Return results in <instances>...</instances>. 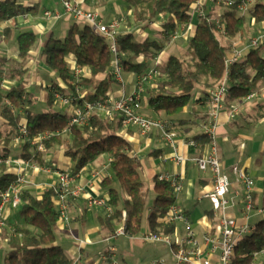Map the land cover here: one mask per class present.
I'll return each instance as SVG.
<instances>
[{
  "label": "trees",
  "instance_id": "1",
  "mask_svg": "<svg viewBox=\"0 0 264 264\" xmlns=\"http://www.w3.org/2000/svg\"><path fill=\"white\" fill-rule=\"evenodd\" d=\"M126 1L131 11L129 23L146 28L162 16L156 38L138 39L133 33L117 35L120 65L123 70L135 75L143 74L148 67L145 61H140V56L152 60L159 50L170 43L180 25H193L185 51L188 61L175 54L168 55L157 66L158 73L143 85L142 99L146 97L151 112L162 116L161 119L167 121L173 131L175 125L180 127L184 123L197 125L206 122L207 111L205 113L204 108L208 91L216 85L225 82L228 92H232L231 99H234L252 94L264 83V42L248 47L237 62L229 66L225 64L228 53L234 47L230 41L238 35L242 36L248 25L247 17L235 5L222 3L217 15L206 5V14L199 16L193 13L198 0ZM33 9L15 4L12 0L1 1L0 23ZM248 14L255 24L263 23L264 0H257ZM213 17L221 20L223 32L216 27ZM221 38L229 41L222 43ZM16 40L18 61H12L7 70L1 66V62L6 60L0 59V158L9 157V143L17 134L20 123L25 124L28 135L27 140L20 142L21 152L17 156L20 159L50 164L45 154L59 148L75 163L72 170L75 173L106 155L110 158L111 178L105 177L101 184L107 187L106 199L111 211L107 213L102 209L103 214L98 218L101 228L110 236H114L121 225L125 228V235L130 237L139 235L144 226L148 232L173 234L175 224L166 220V213L175 205L176 193L169 182L154 176L152 189L155 195L147 205V189L138 170L137 159L129 153L130 146L121 134V117L115 115L112 119H105L93 114L85 125H68L67 112L51 109L55 104L53 91L66 93L69 90L73 93L75 84L82 90L83 96L73 104L104 100L110 94L114 83V56L109 50V42L86 23H73L63 39L50 36L39 57L53 72L55 79L51 81L45 98L49 110L39 111L35 109L36 95L26 89L24 80L27 73L24 62L30 56L36 37L32 31H22ZM67 58L86 71L77 80ZM100 73H106V76L98 79ZM2 79L14 82L3 87ZM197 92L200 94L195 98ZM198 102H201L199 106ZM185 115L191 118L183 119ZM43 132L51 133L44 140L45 153L35 149L29 140ZM192 139L197 142L199 153L210 141L204 131L196 133ZM15 179L16 174L8 169V165L0 163V197ZM56 196V190L51 186H46L40 193L32 185L23 190L17 207L19 221L9 223L10 226L0 232V242H5V248L0 249V264H76L56 240L60 224ZM72 198L69 197L67 202ZM262 249L264 218H259L254 222L253 231L244 234L237 242L231 264H259L255 253Z\"/></svg>",
  "mask_w": 264,
  "mask_h": 264
},
{
  "label": "crops",
  "instance_id": "2",
  "mask_svg": "<svg viewBox=\"0 0 264 264\" xmlns=\"http://www.w3.org/2000/svg\"><path fill=\"white\" fill-rule=\"evenodd\" d=\"M1 1L4 0H0V2ZM12 1L15 4L29 6L34 9L27 14L0 23V59L6 60L1 62V66L8 70L13 64L11 63L12 61H18L17 35L22 31H32L35 34L36 41L30 51V56L24 62V67L27 68L24 80L26 81V89L34 92L37 100H40L42 104L46 105L45 98L49 91L51 81L55 79V76L53 72L44 65L42 59H40V51L50 36L63 39L73 23L83 24V21L77 20L71 14L65 12L59 0ZM72 1L83 9L97 10L106 23L113 19H118L120 21L118 28L119 34L133 33L138 39H144L146 37L156 38L158 36L157 30L160 29V19L146 28H143L142 25L129 23L131 11L127 6L126 0H124L123 5L121 4L123 0ZM46 10L57 12L58 17L46 16L44 14ZM217 12L219 11H215L216 15L218 14ZM255 25L260 32L264 33V22ZM182 27L183 25H180V28ZM184 27V35L169 43L164 48V51L169 45L176 43V41L180 46L187 43L186 41H188V38L192 34L193 25L191 23L189 26ZM222 39H225V41L227 40L226 38H221V40ZM241 39L242 36L238 35L230 42L236 47L240 44ZM228 41L229 40H227L226 43ZM162 56H164V52ZM162 56L161 62L164 59ZM67 61L72 65V59L67 58ZM140 61H145L148 66L147 69L149 68V61H151L149 57L143 56L140 58ZM39 66L41 67V73L36 76L35 71ZM105 76L106 73H100L97 75V78L103 79ZM122 78L123 83L114 79L109 94L112 99H117L124 94L130 93L135 87L136 75L133 72L122 69ZM12 82H14V80ZM67 92L70 91L67 90ZM199 94L200 93L197 92L195 98H197ZM231 95L232 92H228L226 101L227 103H236L239 111L234 117L229 118L227 109L230 103L226 104L220 111L215 129V140L222 171L228 176L231 183L228 197L232 200V206L228 208V213L236 218L237 225H243L246 221L242 211V202L240 196H236L237 191H239L240 194L242 193L243 184L237 180L238 178L234 169H242L245 174L253 180L254 201L257 205H262L264 176V83H261L259 88L253 92L249 98L245 96L231 99ZM200 103L201 102H198L197 106H199ZM141 104V113L143 115L163 118L151 112L150 107L147 105L146 97H143ZM59 107L56 106V108L63 110V107ZM70 110L71 109L68 107L66 112L69 113ZM205 111H207V105L204 108V112ZM190 118L191 117L187 115L183 117V119ZM204 126L205 123L203 121L197 125L188 123L181 124L180 127L175 125L178 151L180 154L187 157V160L180 165H175L171 161L170 156L172 149L157 130H153L148 134H142L133 126L122 127L121 129V134L130 146L128 149L129 153L136 157L140 175L148 180L150 187L153 186L154 176L160 174H180L182 176L183 188L176 194L175 205L185 213L191 228L195 231L202 256L206 255L209 250V247L204 245L203 237L206 234L213 233L217 225L216 213L213 212L209 200L202 197L205 192L212 189V175L208 170H199L196 164L191 160V158L199 153L197 145H182L181 141L193 140V135L204 131ZM206 149L207 145L203 150ZM102 156L105 157V161L96 163L97 160H94L81 170L75 173L72 172V174L74 175V184L84 186L87 194L106 197L107 187H103L101 181L105 177L111 178L108 165L110 158L106 155ZM47 162L50 163L47 165L51 166L52 170L72 171L75 165L74 162L63 155V151L59 148L50 151V159L49 161L47 160ZM8 169L14 172L12 167L8 166ZM101 169H104L105 174L97 175L96 171ZM26 176L38 186V189L34 186L36 192H40L38 191L41 190L40 188L54 183L56 179V174H54V172L46 173L31 169L26 171ZM101 214H103L102 208L89 207L84 195L69 200V222L67 224H59L57 232H59V235L65 237L70 236L71 245L64 247L61 243L59 244L64 248L69 257L75 260L76 264H93L96 260L93 256L98 246L101 244L106 247H103L97 255L99 260L103 263L109 261L110 264H125V262L122 261L125 252L124 246L127 245L126 240L133 237L126 235L117 237L108 235L98 222L99 215ZM9 215H11L10 211L7 212V216ZM255 216V214L249 216L247 223H251V219ZM6 224L8 223L6 222ZM174 224L175 231L173 234H175L176 230L177 232L180 230V232H178L180 239L177 240V238L173 240L180 242L184 238L185 224L182 221H176ZM120 238L123 240L121 250H119L114 243L116 240H120ZM136 239L141 240L139 237H136ZM65 248H70V250ZM217 254L218 250L210 254L209 257L215 260ZM102 256L105 257V259H102ZM167 258L172 262V253H169ZM168 259H166V261ZM258 260L260 261V259ZM192 264H197V262H192Z\"/></svg>",
  "mask_w": 264,
  "mask_h": 264
},
{
  "label": "built area",
  "instance_id": "3",
  "mask_svg": "<svg viewBox=\"0 0 264 264\" xmlns=\"http://www.w3.org/2000/svg\"><path fill=\"white\" fill-rule=\"evenodd\" d=\"M65 10V12L71 14L75 19L83 21L88 24L95 33L102 35L109 42V50L114 56V66L112 70V77L116 81L123 83L122 67L120 65V59L117 51V35L120 21L113 19L110 22H104L100 13L97 10L83 9L77 3L72 0H59ZM215 0H198L194 7L193 13L199 16L206 14L205 6L208 3H212ZM221 3L227 6L235 5L239 12L245 13L248 6L252 3V0H220ZM46 16L58 17L57 12H51L46 10L44 12ZM162 16L160 17L161 20ZM216 27L223 32L224 25L219 18H214ZM186 25L182 28H178L172 36L170 43L182 37L183 31ZM189 26V25H187ZM186 26V27H187ZM264 42V33L258 34L252 38L248 47H256L260 43ZM164 52V48L159 50L152 58L153 66L149 67L143 74L136 75V82L134 89L128 93L120 96L117 99H112L108 95L104 100L96 101H84L81 105L73 104L75 100L80 99L83 96V92L79 89L78 85H74V91L67 93H60L53 91V98L55 103L60 107L68 106L69 111L68 125H85L88 122L90 115L96 114L105 119H112L115 115H118L122 119V126H133L139 130L142 134H148L153 130H157L163 139L169 144L172 149L170 156L171 161L175 165L182 164L187 157L180 154L178 151V143L176 132L170 128V124L157 117L145 116L141 113V101L144 82L148 81L158 73L157 66L161 64V56ZM244 48L233 47L228 53L225 64L229 66L237 62L243 55ZM143 57L140 56V58ZM71 65V64H70ZM74 79L77 80L80 75L85 73L84 68L78 67L75 62L71 65ZM12 81L2 80L1 85L8 87ZM228 89L225 82H222L208 91V104H207V118L204 126V132L208 135L210 141L207 144V149L197 154L191 160L196 164L197 168L201 171H210L212 175V189L205 192L202 197L209 200L213 212L217 216V225L215 231L210 234H206L203 237L205 246L209 247L208 253L204 256L201 255V248L196 238L195 231L191 228L189 221L185 213L179 209L176 205H172L166 213V220L168 222L182 221L185 224L184 238L180 242H176L169 237V235L157 234L152 232H144L141 236L142 241L163 243L171 246L172 249V262L171 264H231L234 257L235 246L237 242L242 238L244 234H247L254 229V222L247 223L249 216H252L255 211L259 218H264V206L257 205L253 197V180L245 174L240 168H235L234 172L237 175V180L243 184V191L240 194L237 191L236 196H240L242 202V211L245 216V223L243 225H237L236 218L228 213V208L232 206V200L228 197L230 192V180L228 176L222 171L221 161L218 157L215 129L218 123V116L220 111L225 107L226 97ZM252 94L246 96L249 98ZM67 107V108H68ZM239 111L236 103H230L227 109V115L229 118L234 117ZM68 130V129H67ZM50 132H43L34 135L30 138L31 145L38 151H46L44 140L49 138ZM28 139L27 129L24 123L18 125L17 134L12 140L23 142ZM182 145H197L194 140H183ZM110 161V160H109ZM0 163H6L9 167H12L16 174V179L8 186V188L2 193L0 197V232L7 227L5 218L7 212L11 209H16L20 204V197L23 190L28 186H36L27 176L26 171L28 169L35 171H43L46 173L54 172L56 179L54 183L49 184L55 188L56 206L60 214V224H67L69 222L68 217V202L69 197L77 198L84 195L86 203L89 207H100L107 213L111 211L110 206L107 204L106 197L87 194L84 186L74 184V175L71 170H52L51 166L39 165L32 160L5 157L0 158ZM109 164V163H108ZM104 169L96 171V174H103ZM158 179L169 182L175 193H179L183 188V178L180 174H160ZM38 189V186H36ZM46 187V186H45ZM38 190L42 192L45 188ZM39 192V193H40ZM126 234L123 225L119 226L114 233V236H123ZM173 245L176 247L174 248ZM218 250L217 258L211 259L209 256ZM261 258L259 264H264V249L255 253V256ZM102 259L105 257L102 256ZM153 264H166L164 259L154 261Z\"/></svg>",
  "mask_w": 264,
  "mask_h": 264
},
{
  "label": "rangeland",
  "instance_id": "4",
  "mask_svg": "<svg viewBox=\"0 0 264 264\" xmlns=\"http://www.w3.org/2000/svg\"><path fill=\"white\" fill-rule=\"evenodd\" d=\"M257 0H252V3L250 4V6H248L247 10L245 11V16L247 17V22L248 25L246 28V30H244V33L242 34V39L240 41V44L238 46H236V48H244V51H246V49L248 48L249 42L252 38L256 37L258 34L262 33L259 31V29H257V27H255V23L253 22V20L251 19V16L248 14V10L252 7V5L256 2ZM121 4H124V0L121 1ZM221 1L220 0H215L212 3H208L209 7L212 8L213 11H220L222 9V5H221ZM214 18V17H213ZM251 24V25H249ZM193 29V27H192ZM219 37V35H218ZM222 43H226L225 39L221 40ZM188 43V41H186ZM187 43L183 44L182 46H180L178 44V42L176 41V43H173L171 45H169L165 51H164V56H162L164 59L170 55V54H175L177 56H181L182 58H184V60L187 62L188 61V57L186 55V47H187ZM235 47V46H234ZM179 49V50H178ZM163 59V60H164ZM153 66V61H149V67ZM41 67L39 66L37 68V70L35 71L36 76L39 75V73H41ZM67 93V91H66ZM56 106H59L57 103L52 105L51 109H56ZM68 106H63V111L66 112V109ZM35 109L39 110V111H47L49 110L47 105H44L41 103L40 100L36 101L35 104ZM34 109V110H35ZM3 125H1L2 127ZM9 157L14 158L17 157L20 152H21V144L18 141L15 140H11L9 143ZM46 159L49 161L50 159V152L45 154ZM97 162L96 163H101L103 161H105V157L104 156H100L99 158L96 159ZM42 165V164H39ZM47 165V164H46ZM105 174V172H104ZM142 179L145 182V187L147 189V205H149L155 195V192L153 191L152 187H150L148 180H146L145 178ZM116 188H119L118 185H114ZM251 213L255 214V211H251ZM10 214L9 216H6L5 221L8 223L6 225H9V223H14V222H18L19 221V216H18V209H11L10 210ZM256 215V214H255ZM260 216H255L251 219V223L256 222L259 219ZM10 226V225H9ZM144 232H147L145 229V226L143 227V230L141 231V233L137 236H134L133 238H128L126 240L127 245L124 246L125 252H124V259L122 261L125 262V264H153L154 261L157 260H161V259H168L167 257L169 256V253L171 254L172 249L171 246L163 244V243H157V242H149V241H141L136 239V237L141 238V236L143 235ZM177 232V230H176ZM175 234H171L169 235V237L171 239H177L179 240L180 237L178 235V232H180V230H178V232ZM56 240L58 243H61L64 247H68L69 245H71V238L70 236H63V235H59V232L56 233ZM177 236V237H176ZM115 245L118 247L119 250L122 249V243L123 240L120 238V240H116ZM103 247L105 248L106 246H103L102 244L100 246H98L96 253L94 254L93 257H95V262L93 264H110L109 261L106 262H102L101 260H99L97 258V255L99 254L100 250L103 249ZM2 248H5V242L1 241L0 242V249L2 250ZM67 250H70V248H65ZM67 253V252H66ZM71 254V253H70ZM69 256V255H68ZM257 259L261 258V254L259 256L256 257ZM113 262V261H112ZM166 264H171V261H169V259L166 261Z\"/></svg>",
  "mask_w": 264,
  "mask_h": 264
}]
</instances>
